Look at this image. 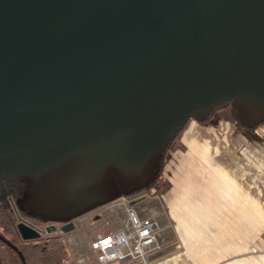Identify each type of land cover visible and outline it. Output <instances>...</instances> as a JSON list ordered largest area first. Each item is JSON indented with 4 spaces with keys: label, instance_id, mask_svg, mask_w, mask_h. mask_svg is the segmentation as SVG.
I'll return each mask as SVG.
<instances>
[{
    "label": "water",
    "instance_id": "1",
    "mask_svg": "<svg viewBox=\"0 0 264 264\" xmlns=\"http://www.w3.org/2000/svg\"><path fill=\"white\" fill-rule=\"evenodd\" d=\"M226 102L264 120V0H0V177L64 233L151 184Z\"/></svg>",
    "mask_w": 264,
    "mask_h": 264
},
{
    "label": "crops",
    "instance_id": "2",
    "mask_svg": "<svg viewBox=\"0 0 264 264\" xmlns=\"http://www.w3.org/2000/svg\"><path fill=\"white\" fill-rule=\"evenodd\" d=\"M189 123L181 135L184 148L166 156L171 188L132 204L142 218L156 212L164 227L151 264H264V138L256 134L258 125L235 133L227 121Z\"/></svg>",
    "mask_w": 264,
    "mask_h": 264
},
{
    "label": "trees",
    "instance_id": "3",
    "mask_svg": "<svg viewBox=\"0 0 264 264\" xmlns=\"http://www.w3.org/2000/svg\"><path fill=\"white\" fill-rule=\"evenodd\" d=\"M231 122L239 133L247 126L243 124L231 102L216 107L208 118L199 121L202 124L217 126L221 122ZM259 124H264L262 120ZM188 125V124H187ZM187 125L170 141L161 160V168L155 180L145 188L126 196L128 199L140 195H163L171 188L170 180L164 174V165L168 152L183 149L180 142L181 135ZM25 185L10 176L0 177V264H77L75 254L68 247L65 239L66 233L55 232L43 234L38 239L26 240L19 232L18 224L21 220L29 221L31 225L45 228L51 222L34 215L30 208L21 202ZM69 233V232H68ZM16 246H13L7 242ZM117 264H143L140 261H129Z\"/></svg>",
    "mask_w": 264,
    "mask_h": 264
},
{
    "label": "built area",
    "instance_id": "4",
    "mask_svg": "<svg viewBox=\"0 0 264 264\" xmlns=\"http://www.w3.org/2000/svg\"><path fill=\"white\" fill-rule=\"evenodd\" d=\"M102 212L124 214L116 230L98 235L90 241V250L97 264H110L140 261L151 264L162 248V222L156 218V212L150 210L149 218H142L140 212L131 204L130 199L122 196L103 207ZM43 235L45 230L36 228ZM62 232V231H61ZM257 253L256 248H252ZM79 263H88L87 257L78 259Z\"/></svg>",
    "mask_w": 264,
    "mask_h": 264
},
{
    "label": "rangeland",
    "instance_id": "5",
    "mask_svg": "<svg viewBox=\"0 0 264 264\" xmlns=\"http://www.w3.org/2000/svg\"><path fill=\"white\" fill-rule=\"evenodd\" d=\"M194 121L196 120L191 119L189 125ZM256 134L261 137V139L264 138V124L258 125ZM102 211L103 208H100V210H98L97 215L99 217L97 219H93V217H91V215L89 216L88 214L87 216H84L83 218L77 220L75 229L70 231L69 233H66L65 235L68 247L71 248V251L76 255L75 259H77V264H85L78 262V259L81 257H87V264H97L92 255V251L90 250V241H92L98 235L116 230L120 226L121 219L124 218V214L117 215L116 213ZM25 222L31 225L29 221ZM60 232L61 231H56L55 235H58ZM117 263L118 262H113L110 264Z\"/></svg>",
    "mask_w": 264,
    "mask_h": 264
},
{
    "label": "flooded vegetation",
    "instance_id": "6",
    "mask_svg": "<svg viewBox=\"0 0 264 264\" xmlns=\"http://www.w3.org/2000/svg\"><path fill=\"white\" fill-rule=\"evenodd\" d=\"M139 197H140V196H139ZM139 197L131 198L130 201L132 202V201L137 200V202H138V198H139ZM137 202H136V203H137ZM107 204H108V203H107ZM107 204H106V205H107ZM104 206H105V205H102V206H98V207H96V208H93L92 210H90V211H88V212H85L84 214H82V215L76 217L75 219H73V222L75 223V226H76V221H77V220L83 218L84 216H87L88 214H89V216L91 215V217H93V219H97V218L99 217V216L97 215L98 210H100V208L102 209ZM51 224H55V225H56V227H57L56 231H61V227L65 224V222H51ZM32 226H33V225H32ZM33 227H35V228H39V229H42V230H45V233H44V234H50V233H52V232H48V230H47L48 225H47V227H45L44 229H43V228H40V227H38V226H33ZM56 231H55V232H56ZM41 235H42V234H41Z\"/></svg>",
    "mask_w": 264,
    "mask_h": 264
}]
</instances>
